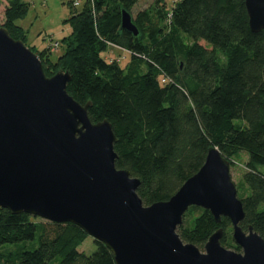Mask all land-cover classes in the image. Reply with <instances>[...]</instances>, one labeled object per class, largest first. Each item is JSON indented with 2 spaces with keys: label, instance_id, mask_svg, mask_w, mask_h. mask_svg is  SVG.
<instances>
[{
  "label": "trees",
  "instance_id": "16d2710c",
  "mask_svg": "<svg viewBox=\"0 0 264 264\" xmlns=\"http://www.w3.org/2000/svg\"><path fill=\"white\" fill-rule=\"evenodd\" d=\"M5 1L1 27L25 43L26 31L16 22L26 17L28 4ZM136 2L85 0L74 6L69 0L70 33L60 41L61 55L52 61L49 49L37 52L44 74L67 72V94L82 106L91 103L90 122L110 124L117 139L115 168L138 180L136 195L145 207L172 197L201 168L210 148L230 167L245 153L236 187L248 191L238 198L240 226L264 239L263 33L250 31L244 0H177L170 11L158 0L133 19L139 32L134 37L120 29V20ZM109 45L127 52L124 65L101 57ZM218 229L221 245L240 252L230 238V221L216 224L198 207L186 211L176 232L202 250ZM87 237L72 224L0 209V249L35 238L38 244L32 251L0 250V264H115L95 240L94 253L79 252Z\"/></svg>",
  "mask_w": 264,
  "mask_h": 264
},
{
  "label": "water",
  "instance_id": "95a60500",
  "mask_svg": "<svg viewBox=\"0 0 264 264\" xmlns=\"http://www.w3.org/2000/svg\"><path fill=\"white\" fill-rule=\"evenodd\" d=\"M244 5L250 31L264 35V0ZM120 29L139 34L125 10ZM69 81L62 71L47 77L38 56L0 26V209L75 225L115 264H264V239L242 230V202L217 149L172 197L145 207L138 180L115 168L110 124L90 122L91 103L75 102ZM190 207L208 211L216 224L228 219L240 252L221 245L222 229L202 250L183 243L176 231Z\"/></svg>",
  "mask_w": 264,
  "mask_h": 264
},
{
  "label": "rangeland",
  "instance_id": "374dc122",
  "mask_svg": "<svg viewBox=\"0 0 264 264\" xmlns=\"http://www.w3.org/2000/svg\"><path fill=\"white\" fill-rule=\"evenodd\" d=\"M28 4V13L22 20H18L16 24L26 31L25 47L32 51L35 55L44 49L50 50V59L55 61L61 55L62 49L59 47L60 41L63 37L69 35L70 26L67 19L72 14L73 10L68 6L69 0H24ZM78 4H83L85 0H71ZM158 0H137L134 7L131 9V17L135 19L138 12L153 9L155 2ZM177 0H165L167 10L170 11ZM6 1L0 0V26L4 20V10L6 8ZM81 7L78 6L77 10ZM57 45V47H55ZM202 45V44H201ZM38 56V55H37ZM101 57L105 61H116L120 65H124L128 59V54L118 47L108 46L107 52L103 53ZM247 161L245 153L234 161V164L229 169L230 178L237 187L241 181V175L244 171V165ZM242 184V182H241ZM244 186V185H243ZM240 187V186H239ZM244 192L237 189V197L246 196L248 194L247 188L244 186ZM33 220V219H31ZM231 238V235H230ZM37 238L29 242H22L13 245H6L2 247L1 251H32L37 248ZM96 244L93 238L87 237L84 242L78 247V251L86 256H90L96 251Z\"/></svg>",
  "mask_w": 264,
  "mask_h": 264
},
{
  "label": "built area",
  "instance_id": "2783aa9c",
  "mask_svg": "<svg viewBox=\"0 0 264 264\" xmlns=\"http://www.w3.org/2000/svg\"><path fill=\"white\" fill-rule=\"evenodd\" d=\"M77 5H78L77 3L74 4V6H77ZM109 46H111V47H115V46H112V45H109ZM55 47H57V45H55ZM122 51H123V50H122ZM124 52H125V51H124ZM126 53H127V52H126ZM161 82L164 83L165 80H162Z\"/></svg>",
  "mask_w": 264,
  "mask_h": 264
}]
</instances>
